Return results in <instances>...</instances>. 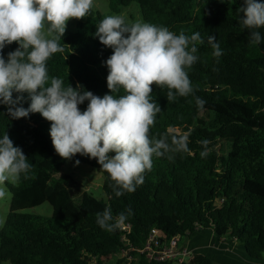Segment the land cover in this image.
I'll return each instance as SVG.
<instances>
[{
    "label": "trees",
    "instance_id": "16d2710c",
    "mask_svg": "<svg viewBox=\"0 0 264 264\" xmlns=\"http://www.w3.org/2000/svg\"><path fill=\"white\" fill-rule=\"evenodd\" d=\"M222 2L115 0L122 7L137 3L148 23L189 37L199 32L203 40L196 42L198 60L185 69L192 94L169 100L167 86L151 85L150 100L161 112L150 126L149 138H166L175 149L173 137H186L188 150L153 155L152 167L143 173L144 183L135 192L116 197L115 182L95 159L79 154L71 160L59 157L49 135L51 122L39 113L12 120L0 106V137L7 132L32 165L27 178L6 182L10 207L0 225V264H128L118 258L121 249H142L151 229L158 231L161 242L212 232L217 239L236 242L249 259L264 258V42L249 43L250 30L240 25L236 12L242 0ZM87 23L81 22L73 32L66 30L58 41L63 52L46 62V86L59 77L65 87L80 84L98 96L109 92L103 62L112 50L94 37L95 25ZM209 35L216 36L222 56L213 55ZM17 47L13 42L3 54ZM196 97L206 103L198 106ZM29 103L25 94L23 106ZM79 107L85 110L87 101ZM76 160L102 173L105 198H96L80 181L61 174L67 161ZM44 203L52 208L50 217L24 212ZM109 207L114 216L131 209L124 222L130 225L128 232L120 227L108 232L97 225V213ZM129 264L171 263L137 256ZM183 264L217 263L195 254Z\"/></svg>",
    "mask_w": 264,
    "mask_h": 264
},
{
    "label": "clouds",
    "instance_id": "9594fccd",
    "mask_svg": "<svg viewBox=\"0 0 264 264\" xmlns=\"http://www.w3.org/2000/svg\"><path fill=\"white\" fill-rule=\"evenodd\" d=\"M93 5L94 0H0V106L12 120L39 113L51 122L49 135L55 153L64 160L77 154L95 159L115 182V196L121 197L144 183L143 173L151 169L153 155L188 150L186 137H173L175 149L166 138H149L150 126L161 112L160 105L150 100L151 85L167 86L169 100L192 94L185 69L198 60L196 42L203 40L199 32L189 37L151 23H127L122 14L108 15L97 25L94 37L112 50L103 62L109 92L98 96L80 84L65 87L59 77H52L46 86V62L53 54L63 52L58 41L68 21L87 17ZM236 12L240 25L250 30L249 43L264 42V0H242ZM13 42L18 47L5 57L3 50ZM208 43L215 57L223 55L216 36L209 35ZM121 89L123 95L119 94ZM25 94L30 100L27 108L23 106ZM195 100L200 107L206 103L199 97ZM86 101L87 107L81 111L79 106ZM75 164L79 165V160ZM31 167L23 150L14 146L7 132L3 134L0 198L6 195V182L27 178ZM130 214L128 209L127 215L121 212L114 216L110 207L105 208L97 213L96 223L112 232Z\"/></svg>",
    "mask_w": 264,
    "mask_h": 264
},
{
    "label": "rangeland",
    "instance_id": "374dc122",
    "mask_svg": "<svg viewBox=\"0 0 264 264\" xmlns=\"http://www.w3.org/2000/svg\"><path fill=\"white\" fill-rule=\"evenodd\" d=\"M92 12L93 18L91 16L84 17L81 19H71L68 21L66 30L75 31L78 24L87 23L89 25H95L97 29V25L100 23L97 15L101 16L103 19L108 15H123L127 23H133L137 21L146 22L143 18V15L140 13L139 6L137 3H132L129 7L118 6L115 3V0H94V5L90 9ZM151 20L152 18L149 17ZM153 23V21H151ZM150 22V23H151ZM148 23V22H146ZM151 23V24H152ZM61 174H68L72 176L74 179L80 181L86 190L91 192L96 198H105L102 190L103 184V175L102 173L87 164L79 162V165L75 164V161H67L61 169ZM12 184H16V181L10 182ZM10 207V197L7 194L3 198H0V225H3L6 217L9 213ZM28 214H37L46 217H50L52 214V208L48 203H44L43 205L36 207L34 209L24 211ZM208 232V231H205ZM185 240V239H184ZM9 264V263H2Z\"/></svg>",
    "mask_w": 264,
    "mask_h": 264
},
{
    "label": "built area",
    "instance_id": "2783aa9c",
    "mask_svg": "<svg viewBox=\"0 0 264 264\" xmlns=\"http://www.w3.org/2000/svg\"><path fill=\"white\" fill-rule=\"evenodd\" d=\"M120 229L123 232H128L130 225L123 223ZM160 239L161 237L158 231L156 229H151L142 249L136 250L132 246L122 248L118 258H125V263L127 262L128 264L137 256H144L149 261L183 264L189 262L195 255L184 243V239L180 240L179 237H174L167 242H161ZM122 241L126 246L125 237L122 238ZM131 252L137 253L138 255H132Z\"/></svg>",
    "mask_w": 264,
    "mask_h": 264
},
{
    "label": "crops",
    "instance_id": "0c3cea01",
    "mask_svg": "<svg viewBox=\"0 0 264 264\" xmlns=\"http://www.w3.org/2000/svg\"><path fill=\"white\" fill-rule=\"evenodd\" d=\"M184 243L194 254L212 258L217 264H264L261 260H251L236 242L217 239L212 232H200L185 239Z\"/></svg>",
    "mask_w": 264,
    "mask_h": 264
}]
</instances>
